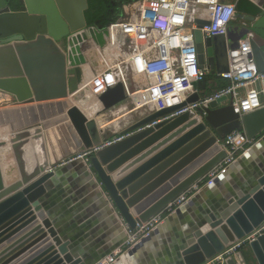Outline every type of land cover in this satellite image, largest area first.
<instances>
[{"label": "water", "instance_id": "1", "mask_svg": "<svg viewBox=\"0 0 264 264\" xmlns=\"http://www.w3.org/2000/svg\"><path fill=\"white\" fill-rule=\"evenodd\" d=\"M87 6V0H0V92L12 96L15 105L68 98L65 116L83 150L100 146L115 135L124 136L87 154L83 161H68L53 171L46 164L25 171V156L30 152L24 149L42 137L40 127L17 130L7 141H0V148H10L19 172L17 179L7 182L0 163V264H95L119 247L120 242L114 241L112 246L87 248L88 253L81 247L82 240L78 244L77 236L63 224L51 221L48 204L63 173L72 175L68 192L79 190L87 179V187H94V192L98 188L121 221L134 231L137 225L164 213L172 201L221 163L227 155L222 147L227 135L245 131L253 139L264 127V106L240 115L226 97L163 119L203 97L206 76L192 83L195 92L179 105L150 112L112 134L101 128L98 116L127 95L121 82L99 95L86 86L94 76L87 54L105 47L108 37L107 28L87 24ZM235 12L226 34L203 38L198 29L208 22L195 20L198 62L207 64L208 74L226 72L228 47H237L246 37L258 70L264 72V0H236ZM254 144L235 162L241 173L236 175L239 171L232 169L233 164L226 167L210 185L166 216L164 224L172 226L162 241L167 264H202L264 222V134ZM82 192L87 189L77 195ZM67 203L70 205L69 200ZM182 218L183 227H176L174 221ZM159 230L155 227L128 247L127 259L122 255L124 264L138 250L145 253L147 242L161 235ZM247 245L256 263L264 264V233ZM236 257L246 264L241 252ZM228 264H235L234 260Z\"/></svg>", "mask_w": 264, "mask_h": 264}, {"label": "built area", "instance_id": "2", "mask_svg": "<svg viewBox=\"0 0 264 264\" xmlns=\"http://www.w3.org/2000/svg\"><path fill=\"white\" fill-rule=\"evenodd\" d=\"M235 1L135 0L122 5L120 17L105 27L108 29L106 46L94 48L87 54L94 71L87 88L99 95L121 82L126 95L133 98L138 107L150 108L148 113L183 103L195 92L192 83L201 81L209 73L207 64L200 66L198 62L193 34L197 30L195 20L208 22V25L198 29L203 38L226 34L235 17ZM220 76L229 80L228 87L203 96L163 119L193 112L197 107H207L221 97H226L240 115L264 106V72L257 68L248 37L240 40L237 47H228V70ZM256 84L260 85L258 89L255 88ZM157 122L159 120L152 125ZM123 138L115 135L100 146L82 150L65 162L84 160L87 154ZM253 144L254 140L244 131H233L227 135L222 142L227 155L207 174L205 181L194 184L179 195L166 207L165 214L154 217L144 225H137L134 231L127 227L125 244L130 247L147 235L162 217L171 214L204 186L210 185L219 172L235 163L238 156ZM263 233L264 222L251 234L231 243L220 254L202 264H228L230 259L240 264L236 257L240 249ZM124 252L125 249L111 252L95 264H114Z\"/></svg>", "mask_w": 264, "mask_h": 264}, {"label": "crops", "instance_id": "3", "mask_svg": "<svg viewBox=\"0 0 264 264\" xmlns=\"http://www.w3.org/2000/svg\"><path fill=\"white\" fill-rule=\"evenodd\" d=\"M60 46L61 48L64 47L61 43ZM92 63L96 66L95 62ZM259 86V84H256L255 88L258 89ZM0 96L12 100V103L14 104L12 96L3 92H0ZM66 100H68V98L46 100L40 103L44 104V106L46 105L45 108H48L49 110L48 114L52 113V115H50L51 118H47V121H41L40 123L34 125V127H40L42 129V137L40 139L33 140L30 143L31 152L28 157L25 158L24 165H30L33 167L46 164L47 170L49 171L51 169L53 171L57 166L63 164V162L71 157H74L77 153L83 150V146L78 135L65 116L64 101ZM262 101L264 103V97H262ZM55 103L57 105L53 107L48 105ZM148 111H150L149 107H138L133 98L127 96L121 103L101 113L98 116V120L101 128H107L110 134H112L125 128L126 126H129L130 124H133L143 116H146ZM262 131H264V127L261 132ZM257 136L258 135L253 137L254 141H257ZM256 151H258V149ZM9 158L8 164H11L9 167L14 170L13 180H15L19 177V172L11 150ZM140 162L141 161L135 163L129 169H125V173ZM234 165L235 163H233L232 166ZM126 166L127 164L122 168H125ZM29 170L30 169L27 171ZM238 171L239 170L236 172ZM239 173H241V171L236 173V175ZM70 175V172L69 175L68 173H63L60 178H58V184L53 187L54 191L51 194L52 198L49 200L50 203L48 204L49 213L52 217L51 221L54 219V222L63 224L68 232L72 233V236H77L76 239L78 244H81L80 241L82 240L85 244L81 245V247L84 251H88V253L89 250L87 248H94V246L102 247L101 245L104 244L112 246V244L114 245V241L120 242V245L111 252L121 249L126 243V224L121 221L119 216L114 212L108 198L104 196V194L100 192L101 198H98L95 196L96 192H94L93 188L87 187L88 184L85 183L87 180H84V183L79 185V190L76 189L68 192L66 187L70 186L68 184L70 183ZM76 176H73L72 178L75 179ZM83 188L87 189V193L82 192L81 194L83 195H77V192L82 191ZM63 191H65V195H63ZM218 192L221 193L219 190ZM89 198L92 200L90 201ZM68 200L70 201V205L67 203ZM101 202H103V206ZM194 207L195 206L190 207L191 211H194ZM186 214H190V212L186 211ZM113 219H115L114 222L112 221ZM165 220L166 216L162 217L160 223L157 225L160 227L159 231L161 235H156L150 242H147L145 246V253L138 250L137 255L129 261V264H167L169 258L165 248H162V241H166L167 234L172 231V226L165 225ZM174 223L176 227L182 228L184 225V219H177ZM82 232L86 235H83ZM125 254L126 253L124 252L123 255L126 258ZM145 255H148L150 259L147 260ZM114 264H124L123 257H119Z\"/></svg>", "mask_w": 264, "mask_h": 264}, {"label": "rangeland", "instance_id": "4", "mask_svg": "<svg viewBox=\"0 0 264 264\" xmlns=\"http://www.w3.org/2000/svg\"><path fill=\"white\" fill-rule=\"evenodd\" d=\"M130 80L131 77H129V81ZM57 84L58 83H56V85ZM45 107L46 106H44V104H40V103H34L31 105H15L12 103V100L0 96V141L2 140L7 141L10 137L14 135V132H16L17 130H21L27 127H34L35 124L40 123L41 121L45 122L48 120L47 118H51L50 115H52V113L48 114L49 110L48 108ZM30 146L31 145L29 144V146L27 145L25 147L24 149L25 152L27 151V149L29 152H31ZM9 154H10V148L8 146L1 147L0 159L1 158L2 159L0 160V163L2 162V164H4L5 162H7L8 161L7 158H9ZM27 157L28 155L25 156V158ZM24 166H25V171L26 169L28 170L34 167V166L31 167L30 165L28 166L24 165ZM2 169H3L4 177L6 176L5 180L7 182L12 181L14 178L11 179L10 181L7 180L5 166L2 165ZM127 246H128L127 244H124L121 249L123 250L125 249L126 252V249L129 247Z\"/></svg>", "mask_w": 264, "mask_h": 264}, {"label": "trees", "instance_id": "5", "mask_svg": "<svg viewBox=\"0 0 264 264\" xmlns=\"http://www.w3.org/2000/svg\"><path fill=\"white\" fill-rule=\"evenodd\" d=\"M135 0H87V9L84 11V16L88 25H99L106 27L114 22L122 14V5ZM230 85L229 80L216 74L207 75V84L201 89L203 96L216 93ZM264 131L258 134L260 138ZM238 155V154H237ZM205 179L202 180L204 182ZM165 214V213H164ZM240 252L242 253L246 264H257L254 256L248 245H244Z\"/></svg>", "mask_w": 264, "mask_h": 264}, {"label": "bare ground", "instance_id": "6", "mask_svg": "<svg viewBox=\"0 0 264 264\" xmlns=\"http://www.w3.org/2000/svg\"><path fill=\"white\" fill-rule=\"evenodd\" d=\"M71 101H72V100H71ZM76 102H77V101H76ZM49 117H50V116H49ZM101 118H102V117H101ZM255 144H256V143H255ZM255 144H254V145H255ZM5 147H6V146H5ZM257 149L259 150L258 147H255V151H256ZM0 156H1V155H0ZM2 156H3V155H2ZM1 159H2V158H1ZM1 159H0V160H1ZM7 159H8V158H7ZM9 160H10V158H9ZM9 160H8V161H9ZM2 161H3V160H2ZM8 161L5 162L4 164H2V162H1V164H2L3 166H6V165L9 163ZM8 165H11V164H8ZM234 166H236V164H235ZM234 166H232V168H233L235 171H237L238 169H237L236 167H234ZM8 169L11 170V173H10L11 175H10V176L7 175V180L10 181L11 179H13V174H14L13 171H14V170H13L11 167H9ZM79 173L82 174V172H79ZM5 177H6V176H5ZM84 177H85V176H84ZM86 180H87V179H86ZM225 181H226V180H225ZM91 188L94 189V187H91ZM97 189H98V188H97ZM95 196L98 197V198H101V193H100V190H99V189H98V191L96 192ZM103 199H104V198H103ZM101 201H103V200H101ZM101 203H102V206H103V205H104L103 202H101ZM105 207H106V206H105ZM112 221L114 222L115 219H113ZM126 237L128 238L127 234H126ZM126 237H125V240L127 239ZM125 240H124V241H125ZM117 243H119V242H117Z\"/></svg>", "mask_w": 264, "mask_h": 264}, {"label": "flooded vegetation", "instance_id": "7", "mask_svg": "<svg viewBox=\"0 0 264 264\" xmlns=\"http://www.w3.org/2000/svg\"><path fill=\"white\" fill-rule=\"evenodd\" d=\"M9 168V165L7 164L6 166H5V171H6V175H8V176H10L11 174V170L10 169H8Z\"/></svg>", "mask_w": 264, "mask_h": 264}]
</instances>
